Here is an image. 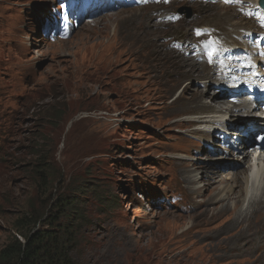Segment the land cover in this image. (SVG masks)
Segmentation results:
<instances>
[{
    "label": "rangeland",
    "instance_id": "1",
    "mask_svg": "<svg viewBox=\"0 0 264 264\" xmlns=\"http://www.w3.org/2000/svg\"><path fill=\"white\" fill-rule=\"evenodd\" d=\"M61 3L0 0V249L15 236L21 216L43 215L48 197L64 194L72 198L74 264H264V224L253 218L237 224L232 209L224 211L218 207L221 201H209L216 197L220 178L211 188L199 179L202 190L194 192L184 179L189 163H217L207 168L223 177L239 173L247 163L241 156L236 160L237 152L226 142L217 141L220 135L207 138L208 147L192 133L197 125L175 121L185 111L180 100L169 103L176 93L191 96L212 89L207 77L191 76L175 91L177 74L169 63L181 58L162 41L184 33L180 43L190 45L195 37L191 28L200 24L225 39V32L234 30L230 21H244L242 16L213 0L103 9L56 44L36 20ZM132 9L137 19L118 21L114 38L111 22ZM166 11L180 19L161 23L158 16ZM114 41L126 45L113 49ZM199 65L201 73L209 72ZM149 67L158 75L154 81L144 72ZM193 101L197 106L200 100ZM210 107L195 116L214 112ZM238 112L245 117L246 111ZM208 148L222 152L221 157ZM40 156L47 160L41 168L58 181L53 185L35 173ZM182 190L194 208L189 213L170 200Z\"/></svg>",
    "mask_w": 264,
    "mask_h": 264
},
{
    "label": "bare ground",
    "instance_id": "2",
    "mask_svg": "<svg viewBox=\"0 0 264 264\" xmlns=\"http://www.w3.org/2000/svg\"><path fill=\"white\" fill-rule=\"evenodd\" d=\"M238 1L240 4H236V6L242 10V13H239L237 11L236 12L242 16L244 21H230L231 23L229 22V26L234 30L232 32H225V39L217 35L216 41L212 42L213 46H217L216 42L221 43V48L223 49L216 50L213 53H210L211 55H207L206 58L208 62H211L216 57H229L230 55H234L238 52H243L244 55H242L241 57H234L232 59L225 58L218 62L219 67H222V74L227 76L226 78L230 77L231 80H233L237 76V73L244 72L253 74L256 69L264 67V11L257 8L254 0H249V2H245L248 0ZM249 5L252 6V8L249 7ZM254 5L256 6V9ZM99 8L100 7H97L94 10H97ZM257 11H260L262 13H259ZM138 14V11L135 9L132 12L128 11L124 13L123 15H126L125 18L122 16H116V18L114 19L115 22H111L112 24L110 30L112 32V36L114 38L117 36L118 21H126L130 18H132V21H135ZM257 16L259 17L258 19L255 18ZM50 26H52V22H49V24L46 28L43 29V31H47ZM152 26H157V24H153ZM197 27L198 26H195V29ZM239 29L245 30L240 32ZM192 32L194 36H196V33L193 30ZM231 34L237 35L235 40L228 39L230 38ZM243 38H248V42L240 45V48L236 44ZM255 38H257L256 41ZM67 39H69V36L67 37ZM53 42L56 44H61L64 43L65 40H54ZM137 42L141 44L140 41ZM137 42L135 43L134 41L133 43L137 44ZM194 43V41H192L190 45L185 44V42L180 43L179 50L177 51V53H175V55L179 56L181 58V61H178L179 64L175 60L169 63V66L177 74V77L175 78V80L177 81L176 84L173 85V87L176 88V91L186 79L194 76L195 78H198L200 80L207 77L206 82H209L210 79L208 88H211L212 90L209 91L206 89V91H194L191 96L189 94H184V91H179L178 93H176L169 100V103L177 102L178 100H180L185 105V111L179 114V116H181L182 118L175 121L180 122L179 125L182 126H185L187 124L197 125V128H194L192 130V133L199 134L201 138L204 137L203 139L200 138L199 140L204 143L206 142V146L208 147H210L209 145H211V143H209L210 140H207V138L212 139V137H217L218 135H220L219 137L221 138L217 139L218 142L220 140H223L224 142L231 141L228 144V148L232 151V153L233 151H236L238 154L236 160L241 156L240 161L244 163L246 162L247 167L241 170L239 173H229V175L223 177L221 175V172H218L217 170H210L209 168H207V166L215 165L217 163L209 161L203 162L201 164L189 163V166L185 165L187 169H184V179L190 185L189 187L191 189V192H194L196 190H202L201 182L199 179H205L204 183L207 184L206 187L211 188L212 184L218 182L220 178L221 185L219 184V186L217 187L218 192L216 193V197L211 198V200L209 201H221L222 203L218 207L223 209L224 211L232 209V219L234 222L236 221L235 223L237 224H242L246 221H249L250 218L255 219L256 222H259V224H264V146L261 145V142H257V140H255V135H252L253 130H255L257 134L264 135V114L261 112H253L254 109L259 110V103L253 102V100L249 96H241L235 100H231L226 93L227 90L224 89V86H228V83L231 84L229 82L230 79L229 81L226 79L222 83L221 81H217L216 79H221L222 76L219 75L216 69L209 67V72L207 73H201L199 71V58H195L194 54H191L193 52L192 48ZM124 45H126L125 42L114 41L113 43H111V48L117 49ZM180 52L184 54L185 52H187L193 57L190 55L191 57L186 58ZM182 57L186 58L185 61H188L187 63L189 64V67L185 65ZM214 63L217 62L215 61ZM202 64L206 66L205 63ZM150 68L151 67H149V69L144 72L151 73L154 81V79L158 77V75L155 72V69ZM261 77L262 78L260 79V81H264V72L261 73ZM235 81L238 82L236 83ZM235 81H233V84H237V86L241 85V80L236 79ZM253 86L254 82L250 81L248 83V87L251 88ZM175 91L173 89L172 92L174 93ZM169 96L171 95H169L168 93L167 98ZM203 99H208L209 102L205 103L203 102ZM193 100H200L197 103V106L199 107L194 104ZM211 105H214V112H209L205 115H198V113H202L198 112V116H195V112H197V110L200 111L204 108L206 109ZM176 107H179V105L176 104ZM242 110L246 111L244 113L245 117L241 116L243 113H235V111ZM234 123L237 124L233 126ZM240 124L243 125L242 128L241 126H239ZM249 125L250 129L248 128L245 130V128H247ZM231 126L233 127L231 128ZM216 146L220 145L216 144ZM245 147L247 148L245 149ZM208 150H210L209 152H213L215 157H221L222 152H219L218 150L212 151L211 148H208ZM212 158H214V156H205V159ZM202 203L205 205L206 201H203ZM200 205V203L196 204V206ZM260 260H264V257H262V259Z\"/></svg>",
    "mask_w": 264,
    "mask_h": 264
},
{
    "label": "trees",
    "instance_id": "3",
    "mask_svg": "<svg viewBox=\"0 0 264 264\" xmlns=\"http://www.w3.org/2000/svg\"><path fill=\"white\" fill-rule=\"evenodd\" d=\"M45 157L38 158L35 173L40 180L53 185L58 181L48 177L41 168L47 161ZM57 198L48 197L49 204L43 215L31 212L21 216L15 236L0 249V264H74L72 251L76 238L68 212L72 198L64 194Z\"/></svg>",
    "mask_w": 264,
    "mask_h": 264
},
{
    "label": "water",
    "instance_id": "4",
    "mask_svg": "<svg viewBox=\"0 0 264 264\" xmlns=\"http://www.w3.org/2000/svg\"><path fill=\"white\" fill-rule=\"evenodd\" d=\"M259 4L264 7V0H259Z\"/></svg>",
    "mask_w": 264,
    "mask_h": 264
},
{
    "label": "snow or ice",
    "instance_id": "5",
    "mask_svg": "<svg viewBox=\"0 0 264 264\" xmlns=\"http://www.w3.org/2000/svg\"><path fill=\"white\" fill-rule=\"evenodd\" d=\"M226 2H228V0H226ZM211 55V54H210Z\"/></svg>",
    "mask_w": 264,
    "mask_h": 264
}]
</instances>
